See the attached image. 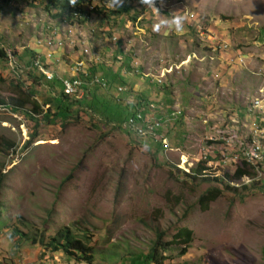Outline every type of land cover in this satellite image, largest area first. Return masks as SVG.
Instances as JSON below:
<instances>
[{
    "label": "rangeland",
    "instance_id": "obj_1",
    "mask_svg": "<svg viewBox=\"0 0 264 264\" xmlns=\"http://www.w3.org/2000/svg\"><path fill=\"white\" fill-rule=\"evenodd\" d=\"M132 1L137 17L127 22L109 13L118 8L108 0H86L84 21L74 24L81 32L71 34L64 19L54 18L61 8L47 11V0H0V47L15 57L0 61V72L15 77L27 50L53 58L47 65L59 78L70 77L75 63L83 64L81 74L102 66L123 80L114 87L125 91L110 89L120 107L145 96L160 117L180 111L162 132L173 148L194 156L213 143L205 140L211 128L227 126L264 143V124L250 109L253 98H264V0H156L155 8ZM173 14L186 17L182 31H153ZM160 74L161 82L152 81ZM9 89L0 84L2 96ZM106 90L99 86L86 100L102 99ZM35 92L41 104L51 94L41 80ZM69 114L37 122L40 140L24 148L35 123L0 108V264H84L32 244L36 235L47 239L66 227L92 247V264H124L146 254L158 232L171 242L181 228L192 231L187 254L165 253L163 264H264V178L228 181L234 163L208 168L205 177L186 174L174 165L179 152L157 150L151 139L97 119L87 105ZM209 188L222 192L203 209L197 200Z\"/></svg>",
    "mask_w": 264,
    "mask_h": 264
},
{
    "label": "trees",
    "instance_id": "obj_2",
    "mask_svg": "<svg viewBox=\"0 0 264 264\" xmlns=\"http://www.w3.org/2000/svg\"><path fill=\"white\" fill-rule=\"evenodd\" d=\"M36 1V0H34ZM48 4H46L45 8L49 11L50 7L58 8L60 7L62 12L59 14H55L54 18H62L68 25L73 24H82L84 20L81 19V6L86 3V0H76V4L73 6L70 4L69 0H47ZM132 0H129L127 4H123L122 7H119L115 12L109 11V13L116 14L117 16L123 18L127 22L135 21L136 13L134 14V8L132 6ZM76 7V8H74ZM79 10V11H78ZM88 10V8H87ZM91 11H94L96 14L104 13V8H92ZM66 13V15H65ZM77 16H74V14ZM104 15V14H103ZM123 20V21H124ZM29 58L25 59L24 66L25 70L22 72H18L15 77H7L4 76L2 72H0V84H7L10 87V96L5 97L0 94V108H5L10 110L15 114H22L26 116V118L30 122H34V129H31L29 133L28 140L24 143V148H27L33 145L35 142L39 141V135L37 133L38 123L39 121H47L48 123L51 121H64L66 118L70 117V112L73 109V106L80 109L81 106L87 105L91 111L97 116L96 118L99 120H105L107 123L110 121H114L115 126L121 128L122 121L134 111V107L131 105H127L125 107H120L122 105L121 100L116 98L112 93L118 89L114 87L115 83L120 84L123 82L118 81L115 78H120L119 74H112L110 70H103L102 66L91 67L88 70V80L92 77H96L99 72L98 69L102 70V75L97 76L100 80H104L107 84L106 93L101 96L102 99H99L93 96V99H88L91 102L86 100L87 95H96V91L98 86L95 85L92 88H89L81 99H75L74 97H69L63 94L60 81L58 79H54L53 81H46L44 77L39 74L38 70L32 67V60L35 58H41L34 52L27 50L26 51ZM10 53L14 54L10 51ZM123 54L122 51H117V55ZM117 55H115V60L118 59ZM32 58V59H31ZM129 57H126V61H128ZM41 60H43L41 58ZM0 61L8 63V51L4 49V47H0ZM99 67V68H98ZM123 67V64H122ZM29 68V69H26ZM123 68H127L125 65ZM69 78V77H65ZM40 80L44 82L47 87L50 88L51 94L48 100L39 103L36 98V86L39 84ZM111 88L114 92H111ZM128 91V90H127ZM127 91L124 92L127 94ZM130 93V91H128ZM94 93V94H93ZM136 101L138 105L147 109L151 103L147 102L146 99L142 97H137ZM42 106H46L45 112L42 110ZM42 117V119L39 118ZM38 117V118H37ZM120 119V122L118 120ZM176 123V122H175ZM174 123V124H175ZM182 123V121L178 122ZM122 129V128H121ZM156 143L157 150H161L163 145L161 142L156 140H150ZM14 147L13 143H10L8 147ZM202 166L198 165L196 170L200 172L202 170ZM244 175H252L250 169L246 164H242L241 166H237L232 175L225 174V177H228L230 180L239 181ZM4 174H0V183ZM226 189H232L228 185H224ZM222 190L220 188H209L204 193H202L197 203L201 208L206 209L208 204L212 201L216 200L221 195ZM2 214V208L0 205V217ZM14 233H20L17 229L14 230ZM165 233L158 232L156 234L155 240L152 243V246L149 248L146 254L131 257V260H127L124 264H163V262L168 259L169 256H163L165 253H175L172 251H177L175 257H182L187 254V251L192 242V231L187 228H181L177 231V233L173 236L171 242H165L163 240V236ZM37 238L32 239V244L38 247H43L44 249L50 250L51 253L62 251L65 255L69 257L75 258L77 261H80L84 264H92L93 254L92 247L87 244L82 238L76 236L69 228H61L59 229L55 235L48 237L47 239L43 234L36 235ZM24 238V239H23ZM19 240H27L24 235H20ZM172 245H176L175 247H171ZM170 258V257H169Z\"/></svg>",
    "mask_w": 264,
    "mask_h": 264
},
{
    "label": "built area",
    "instance_id": "obj_3",
    "mask_svg": "<svg viewBox=\"0 0 264 264\" xmlns=\"http://www.w3.org/2000/svg\"><path fill=\"white\" fill-rule=\"evenodd\" d=\"M91 9L90 7L89 10ZM74 16H77V14L75 13ZM83 52L86 53V50H83ZM48 57H41L43 60H41V58H35L32 60L31 65L38 70L39 74H41L46 81L50 82L54 79H58L60 81L61 90L66 96L81 99L85 95V91L89 88L95 85L98 87L107 86L106 82L103 79L100 80L97 76L87 80L88 73H80V67H83V64L80 63L74 64V71L69 78H59L55 71L52 70L51 67H48L47 64L50 63ZM14 59V54L8 51V62L11 60L14 61ZM11 70L13 71L14 69ZM23 70H25V68L19 69L18 72H22ZM163 77L164 75L160 74L155 76L154 80L159 83ZM117 90L119 92L125 91L122 87H118ZM251 102L250 109L257 114L260 122L264 124V98L255 97ZM134 108V111L122 121L121 128L142 139H151L161 142L164 152H179L178 162L174 165L183 173L194 175V170H196L197 166L204 164L205 168L198 172L199 174L197 176L205 177L207 176L206 172L208 168L212 169V167L215 168L216 166L225 167L231 163L241 166L244 163L248 166L252 175H244L239 180L240 185H248L264 178V143L258 139L243 140L235 130L228 126L222 130L211 128L212 134H209V137H206L205 140L212 141L213 143L207 146L204 144L198 145L199 150L197 154L191 156L179 150L172 149L167 138L162 134L163 130H165L169 124L177 121L179 115H181L180 111L174 110L168 115L160 117L154 113L155 107L152 104H150L147 109L144 108V105L141 107L138 104ZM215 142L218 144H215ZM236 167L237 166H235V169ZM230 184H233V182H230ZM238 185L239 184L236 183V186Z\"/></svg>",
    "mask_w": 264,
    "mask_h": 264
},
{
    "label": "clouds",
    "instance_id": "obj_4",
    "mask_svg": "<svg viewBox=\"0 0 264 264\" xmlns=\"http://www.w3.org/2000/svg\"><path fill=\"white\" fill-rule=\"evenodd\" d=\"M69 2L73 6L76 4V0H69ZM160 2H161V5L164 4V0H160ZM140 3L146 4L150 7L155 8L154 5L156 3V0H140ZM123 4H124V0H108V6L112 8L122 7ZM185 19H186L185 16L173 14L170 20H161L158 24L154 25L153 31H159L161 26H167L169 28L174 27L177 32L182 31Z\"/></svg>",
    "mask_w": 264,
    "mask_h": 264
},
{
    "label": "crops",
    "instance_id": "obj_5",
    "mask_svg": "<svg viewBox=\"0 0 264 264\" xmlns=\"http://www.w3.org/2000/svg\"><path fill=\"white\" fill-rule=\"evenodd\" d=\"M74 25V24H73ZM73 25H68V24H66V26H67V33H71V34H73L74 32H81V27H77V26H73ZM70 34V36H73V35H71ZM77 43H78V41H77ZM83 44H85V41H83ZM35 50V49H34ZM41 57H45L44 55H42ZM46 60H47V58H46ZM49 60V59H48ZM53 60V58L50 60V62ZM52 69V68H51ZM61 77H63V78H65V76L63 75V76H61ZM154 79V78H153ZM152 81H155V80H152ZM144 98L146 99V100H148V101H151V98H149V99H147V97H145L144 96ZM152 104V103H151ZM154 107H155V110H154V113L155 114H159L158 112H157V109H158V106H156L155 104H152ZM175 106H178V104H176ZM166 137V136H165ZM167 138V137H166ZM169 145H170V143H169ZM170 147L172 148V149H175V150H179V148L178 147H172L171 145H170ZM180 152H183V153H185L184 151H181V150H179ZM171 153H174V151H172Z\"/></svg>",
    "mask_w": 264,
    "mask_h": 264
}]
</instances>
